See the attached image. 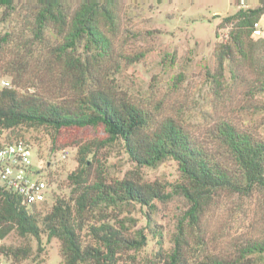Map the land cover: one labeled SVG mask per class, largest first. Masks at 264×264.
I'll use <instances>...</instances> for the list:
<instances>
[{
  "label": "trees",
  "instance_id": "16d2710c",
  "mask_svg": "<svg viewBox=\"0 0 264 264\" xmlns=\"http://www.w3.org/2000/svg\"><path fill=\"white\" fill-rule=\"evenodd\" d=\"M14 1L0 0V6L13 8ZM38 1L34 34L42 38L49 30L61 36L42 65L45 75L60 85L52 88L53 97L24 91L26 67L14 59L0 65L14 76V86L0 92V137L9 131L7 141L27 140L17 130L20 126H46L57 133L103 127L106 137L80 145L78 166L67 177L71 201L57 197L45 214L38 210L41 204H29L19 193L0 187V241L13 230L38 239L47 234L49 240L61 242V264H121L125 254L147 244V234L133 215L136 206L150 209L146 215L151 222L156 201L177 197L185 201V209L178 216L172 251H164L159 241L158 264H188L195 255L196 264H260L264 236L201 255L208 246L204 220L218 193L251 196L264 191V138L219 121L213 128L218 149L210 150L174 118L158 119L118 91L109 81L114 36L120 28L117 0H85L75 9L67 0ZM263 14L261 0L257 7L241 8L219 23L230 31L214 48L216 67L210 76L218 93L226 72L229 80L251 81L258 86L256 92L264 93V34L255 35ZM246 68L250 75L243 76ZM117 142L135 164L121 179L110 177L104 167L94 168L96 151ZM168 159L178 163L177 182L150 181L139 173ZM30 252L0 244L4 257L20 260Z\"/></svg>",
  "mask_w": 264,
  "mask_h": 264
},
{
  "label": "rangeland",
  "instance_id": "374dc122",
  "mask_svg": "<svg viewBox=\"0 0 264 264\" xmlns=\"http://www.w3.org/2000/svg\"><path fill=\"white\" fill-rule=\"evenodd\" d=\"M83 1L67 0L71 9ZM117 2L120 28L114 36L109 81L118 91L151 110L158 119L174 118L210 150L218 149L213 128L219 121H230L238 129L264 138L261 109L264 93L256 92L258 86L242 78L229 80L226 72V80L218 93L215 88L218 85L210 76L216 67L215 45L226 41L230 31L229 26H218L221 20L241 8H255L261 0ZM38 5V0H15L13 8L0 6V38L7 35V40L0 39V65L12 59L22 63L26 67L23 90L41 91L53 97L52 88L56 84L59 87L60 83L46 76L42 65L61 36L49 30L42 38L34 34ZM261 22L264 23V14ZM250 72L248 68L241 71L243 76ZM0 75L9 78L14 86L12 73L0 68ZM32 84L35 86H29ZM17 130L32 143L33 161L52 189V198L38 208L43 214L50 210L57 197L71 201L72 185L67 177L78 166L80 145L106 137L103 127H78L60 133L46 126H20ZM7 134L9 131L0 141ZM99 166L110 177L121 179L135 164L123 143L117 142L96 151L94 168ZM139 173L150 181L180 179L178 163L173 159L157 167H145ZM182 209L185 201L177 197L167 203L156 201L149 222L146 212L150 209L137 205L133 215L138 219V227L147 234V244L125 254L121 264H158L161 245L167 253L172 251V236ZM204 226L208 248L201 257L216 248L224 247L228 251L227 247L235 248L243 240L263 237L264 191L257 190L251 196L220 191L206 213ZM0 244L13 249L31 248L28 257L20 260L3 257L2 264H61V242L58 238L49 240L47 234L38 239L33 235L21 236L13 230ZM195 257L188 264H196ZM260 264H264L263 258Z\"/></svg>",
  "mask_w": 264,
  "mask_h": 264
},
{
  "label": "built area",
  "instance_id": "2783aa9c",
  "mask_svg": "<svg viewBox=\"0 0 264 264\" xmlns=\"http://www.w3.org/2000/svg\"><path fill=\"white\" fill-rule=\"evenodd\" d=\"M244 4L242 2V5ZM263 26L264 23L261 21L256 24V36L264 34ZM12 87V81L0 75V92ZM32 148V143L24 139L12 142L1 139L0 186L19 193L29 204H45L52 198V189L49 181L43 178L33 161ZM3 257L0 253V264Z\"/></svg>",
  "mask_w": 264,
  "mask_h": 264
},
{
  "label": "water",
  "instance_id": "95a60500",
  "mask_svg": "<svg viewBox=\"0 0 264 264\" xmlns=\"http://www.w3.org/2000/svg\"><path fill=\"white\" fill-rule=\"evenodd\" d=\"M158 2H161L162 0H157Z\"/></svg>",
  "mask_w": 264,
  "mask_h": 264
}]
</instances>
